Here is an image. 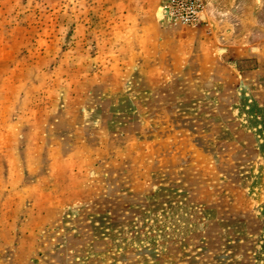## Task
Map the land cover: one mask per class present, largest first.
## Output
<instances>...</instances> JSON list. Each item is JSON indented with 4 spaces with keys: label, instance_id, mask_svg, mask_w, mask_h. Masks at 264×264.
<instances>
[{
    "label": "rangeland",
    "instance_id": "1",
    "mask_svg": "<svg viewBox=\"0 0 264 264\" xmlns=\"http://www.w3.org/2000/svg\"><path fill=\"white\" fill-rule=\"evenodd\" d=\"M216 1L0 0V264H264V0Z\"/></svg>",
    "mask_w": 264,
    "mask_h": 264
},
{
    "label": "built area",
    "instance_id": "2",
    "mask_svg": "<svg viewBox=\"0 0 264 264\" xmlns=\"http://www.w3.org/2000/svg\"><path fill=\"white\" fill-rule=\"evenodd\" d=\"M196 0H190V6L193 8L192 10H190V13L188 14V15H185V17H186V20H190V21H195V20H198V13H200L199 12V9H198V11L197 10H195L196 9V7H198L197 5H196V2H195ZM192 3H195V4H192Z\"/></svg>",
    "mask_w": 264,
    "mask_h": 264
},
{
    "label": "crops",
    "instance_id": "3",
    "mask_svg": "<svg viewBox=\"0 0 264 264\" xmlns=\"http://www.w3.org/2000/svg\"><path fill=\"white\" fill-rule=\"evenodd\" d=\"M216 2H217L216 4L220 3V5L225 4V0H217ZM220 13H222V12L220 11ZM219 19H220V17H219Z\"/></svg>",
    "mask_w": 264,
    "mask_h": 264
}]
</instances>
